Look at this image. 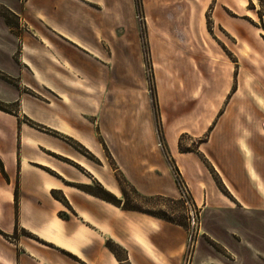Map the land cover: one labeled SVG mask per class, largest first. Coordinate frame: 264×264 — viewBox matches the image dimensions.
Segmentation results:
<instances>
[{"label": "crops", "instance_id": "crops-1", "mask_svg": "<svg viewBox=\"0 0 264 264\" xmlns=\"http://www.w3.org/2000/svg\"><path fill=\"white\" fill-rule=\"evenodd\" d=\"M123 2L133 13V0H0L15 16L12 28L0 15V72L13 81L0 78L10 107L0 111V264H186L184 228L79 189L100 185L124 200L111 156L141 196H180L156 146L137 26L122 19ZM261 103L231 98L225 110L195 113L209 133L196 154L179 151V112L162 115L163 142L202 208L199 237L237 264H255L252 250L264 257ZM204 242L192 264H216Z\"/></svg>", "mask_w": 264, "mask_h": 264}, {"label": "rangeland", "instance_id": "rangeland-1", "mask_svg": "<svg viewBox=\"0 0 264 264\" xmlns=\"http://www.w3.org/2000/svg\"><path fill=\"white\" fill-rule=\"evenodd\" d=\"M133 1V13L128 2L121 4L120 13L123 20L129 18L137 26L156 146L172 168L175 182L177 173L185 187L184 195L179 190L178 198L153 196L156 198L152 200L138 198L128 190L127 206L189 225L186 264H192L198 240L204 242L199 237L202 208L196 205L176 160L163 142L162 115L179 112L183 131L178 137L179 151L196 154L201 143L208 142L209 134L202 132L208 122L195 120L198 111L209 116L220 105L225 110L231 98L247 101L249 106L262 102L263 106L258 107L264 111V15L260 16L256 0H139L138 8ZM191 216L196 220L194 226ZM211 246L207 248L216 264H237L234 256L213 242ZM200 248L208 259L207 252ZM251 254V261L264 264L258 252L252 250Z\"/></svg>", "mask_w": 264, "mask_h": 264}, {"label": "trees", "instance_id": "trees-1", "mask_svg": "<svg viewBox=\"0 0 264 264\" xmlns=\"http://www.w3.org/2000/svg\"><path fill=\"white\" fill-rule=\"evenodd\" d=\"M259 7L261 8V13H260V16H263L264 15V0H256ZM139 0H135V6L138 8V5H139ZM0 15L3 16L6 20V22L8 23V25L12 28L15 27L12 19L15 18L14 14H12L9 10H7L6 8H2L0 7ZM0 78L3 79L4 81L8 82V83H13V81L8 78L7 76L3 75L0 73ZM0 111H3V112H6V113H10V107H8L7 105L3 104L0 102ZM53 134V132H51ZM68 143H70L76 150L84 153V154H88L89 152L87 150H85L84 147H82L80 144L72 141L71 139H65ZM106 149V148H105ZM107 151V149H106ZM109 158V161H110V165L115 173V176H116V179L121 187V190H122V193H123V197H124V200H118L114 195H112L110 192L106 191L103 187H101L100 185H97L95 187L98 188V191H93V187H88V186H80L79 189H81L82 191H85L103 201H106L110 204H113L117 207H121L123 210H128V211H137V212H142V213H145V214H148L150 216H153V217H156V218H159V219H162L166 222H169L171 224H174V225H177V226H180L182 228H184L187 232H189L190 230V227L189 225L185 224V223H181V222H177V221H174V220H171L169 218H166V217H162L160 216L159 214H155L153 212H144L138 208H131V207H128L127 206V203H128V198H127V191L130 190L132 191L138 198H144L146 200H152L156 197H143L141 196L137 191L136 189L130 185V183L126 180V178L123 176V174L121 173V171L118 169V167H116L115 163L112 161V158L111 156H108ZM0 170L2 172H4V169H3V166L1 165L0 163ZM180 177L178 176V174L176 173V184L178 186V189L181 191L182 193V196H183V187L184 186V182L179 179ZM163 198L161 196H157V198ZM60 201H62V199L58 198ZM182 200H180V202L184 203V199L181 198ZM188 220V219H187ZM211 244V243H210ZM213 245V244H212Z\"/></svg>", "mask_w": 264, "mask_h": 264}, {"label": "built area", "instance_id": "built-area-1", "mask_svg": "<svg viewBox=\"0 0 264 264\" xmlns=\"http://www.w3.org/2000/svg\"><path fill=\"white\" fill-rule=\"evenodd\" d=\"M184 195V192H183ZM186 198V197H185ZM191 224L194 226L196 224V220L194 218V216H191Z\"/></svg>", "mask_w": 264, "mask_h": 264}]
</instances>
